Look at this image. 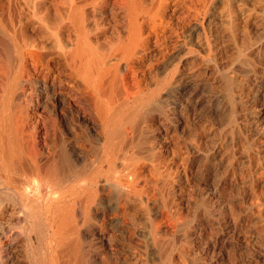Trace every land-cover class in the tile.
Segmentation results:
<instances>
[{
    "label": "bare ground",
    "instance_id": "bare-ground-1",
    "mask_svg": "<svg viewBox=\"0 0 264 264\" xmlns=\"http://www.w3.org/2000/svg\"><path fill=\"white\" fill-rule=\"evenodd\" d=\"M0 264H264V0H0Z\"/></svg>",
    "mask_w": 264,
    "mask_h": 264
}]
</instances>
